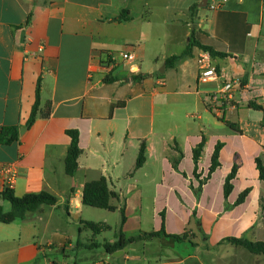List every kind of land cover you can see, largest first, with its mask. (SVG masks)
<instances>
[{"label": "crops", "instance_id": "1", "mask_svg": "<svg viewBox=\"0 0 264 264\" xmlns=\"http://www.w3.org/2000/svg\"><path fill=\"white\" fill-rule=\"evenodd\" d=\"M191 34L228 54L211 58L241 81L229 98H211L219 81H198L203 49L197 46L165 67ZM121 51L134 52V60L123 64ZM133 74L148 76L135 81ZM108 75L120 77L105 82ZM37 81L38 114L27 126ZM263 108L264 0H0V130L18 128L17 141L0 144V166L15 170L14 195L46 191L57 198L0 222V264H264V255L226 240L264 241V181L256 165V158L264 165ZM178 110L184 123H156L157 115L170 118ZM68 129L78 132L74 175L65 171ZM202 136L195 164L192 150ZM142 142L145 161L135 168ZM217 143L219 165L197 195L193 188L207 175ZM101 177L118 194L114 211L82 203L84 183ZM92 209L118 217L114 237L105 242H115L120 231L129 237L162 228L186 237L161 234L133 241L122 253L97 254L93 249L103 242L86 247L81 221L111 226Z\"/></svg>", "mask_w": 264, "mask_h": 264}, {"label": "trees", "instance_id": "2", "mask_svg": "<svg viewBox=\"0 0 264 264\" xmlns=\"http://www.w3.org/2000/svg\"><path fill=\"white\" fill-rule=\"evenodd\" d=\"M193 46H197L203 50H206L210 53L213 57H226L228 54L224 52H219L214 50L210 46L203 45L193 39V35L191 34L189 43L187 44L186 48L177 55H171L165 59V67H173L177 61L182 59L185 56L190 55L191 49ZM148 76V74H133L131 78L135 81H139L143 79L144 77ZM119 75H108L104 78L105 82L113 81L117 78H119ZM40 104V81H37L36 88H35V100L32 105L30 114L28 116V119L26 121V125L30 126L34 121L38 114V107ZM250 105V104H249ZM249 107L260 109L262 106L257 104H251ZM50 109V103L47 102L45 104L44 111L41 112V115L43 117H47L49 114ZM264 109V108H263ZM227 125L233 129L236 132H241V130L237 127L236 124L231 122H226ZM66 133L70 137V144L66 153L65 157V171L69 175H74V173L77 170V158L80 154V148L78 146V132L74 129H68L66 130ZM18 140V128L17 126H7L3 127L0 130V144H10ZM205 144V138L202 136L201 141L193 148V160L195 164L199 161L202 153H203V147ZM221 143H217L215 145L213 154L211 156V163L208 168L207 175L199 179V184L196 188H193L195 194H199L202 188V185L207 181V179L210 177L211 173L216 169V167L219 165L218 156H219V150L221 148ZM145 161V145L142 142L138 155L135 162V168L140 167L143 162ZM173 165L175 168H177V160H173ZM256 165L259 172V178L264 181V165L262 164L261 160L259 158H256ZM237 171V164L234 163L231 171L227 174L225 182H224V195L225 197L229 194L231 191L233 185H232V179L235 177ZM194 176L199 178L198 174L194 172ZM249 192V188L242 191L235 201L234 205L241 203L246 195ZM4 199L9 201L11 207L10 210L4 211L2 208V205L0 204V222L2 223H9L12 222L15 219L18 218H24L27 212L36 210L40 205L47 204V205H54L57 203V198L46 192V191H40V192H30L26 193L22 196H16L14 195L13 191L11 189H4L0 190V200ZM118 199V194L112 190L109 189L107 181L104 177H101L96 180L87 181L84 183L83 186V192H82V203L84 205L90 206V207H96V208H102L107 209L110 211H114L116 209V206L111 203V200ZM121 218L122 221L124 220V210L121 209ZM81 228H88L92 231L93 234H98L102 230L109 229V227L104 223H96L92 221H81ZM165 235L168 237L175 238L178 241H182L185 239L186 234H166L164 229L162 228L160 231L156 232H149V233H141L136 236H129L126 237L121 231L118 233L117 240L113 243L111 242H103L100 244V246L103 247L105 252L107 253H113L118 249H121L128 245L129 243L144 239V238H150L153 236H159V235ZM229 242H231L234 245H239L247 249L249 252L253 254H262L264 255V241H250L245 238H236V237H229L226 238ZM99 244H93L95 247ZM88 247V246H86Z\"/></svg>", "mask_w": 264, "mask_h": 264}, {"label": "built area", "instance_id": "3", "mask_svg": "<svg viewBox=\"0 0 264 264\" xmlns=\"http://www.w3.org/2000/svg\"><path fill=\"white\" fill-rule=\"evenodd\" d=\"M113 56V55H112ZM119 58L125 62L133 61L135 54L132 51H121L117 54ZM112 62L108 63L110 66ZM105 67L110 71V68ZM198 66V81L206 82L217 80L220 83V88L211 96L213 100H217L219 95L229 98L231 92L241 85L239 78L231 76L224 68L216 67L212 64V58L208 51L202 50L197 56ZM219 94V95H218ZM15 182V170L11 165L0 166V190L12 189Z\"/></svg>", "mask_w": 264, "mask_h": 264}, {"label": "rangeland", "instance_id": "4", "mask_svg": "<svg viewBox=\"0 0 264 264\" xmlns=\"http://www.w3.org/2000/svg\"><path fill=\"white\" fill-rule=\"evenodd\" d=\"M177 104L180 105V101H178ZM184 121L185 120L181 116V111L180 110L175 111L170 118L169 117H164V116L162 117V116H158L157 115V119H156V123L157 124L163 123L165 125L173 123V122H178V123L182 124V123H184ZM193 122H196V124H197L200 121L198 119H195ZM157 124H156V127H157ZM1 204H2V206H4V209H9V207H10V203L8 201L1 200ZM92 210H95L98 213L106 214V216H108V223L110 224L111 227L109 229L103 230L100 235L99 234L95 235V238H92V232H91L90 229H86L85 231H83L82 234H81L80 240L83 243H85V246H88V247L93 246V244H95L97 241L98 242H105V241L111 240L114 237L115 233H116L115 232L116 231L115 221H117V219H118L117 215H115V214L112 215L109 211L98 210V209H92ZM96 217H102V216L100 214H97ZM76 236H77V232L75 231V234H74L75 239H76ZM93 250L95 252H97V254H103L104 253L103 247H97V248H95ZM82 252H84V254L87 255V256L90 255V253H91V252H88V250H86V251L82 250ZM79 253L80 252L77 251V250H74V249L70 250V254L72 255V258L73 257L80 258V254ZM49 256L51 258L50 254H49Z\"/></svg>", "mask_w": 264, "mask_h": 264}, {"label": "water", "instance_id": "5", "mask_svg": "<svg viewBox=\"0 0 264 264\" xmlns=\"http://www.w3.org/2000/svg\"><path fill=\"white\" fill-rule=\"evenodd\" d=\"M122 73H126V72H122ZM23 129H25V127L23 128H20V130H19V132L20 133H23ZM124 250H127V248H124ZM123 252V250H116L115 252H113V254H115V253H122Z\"/></svg>", "mask_w": 264, "mask_h": 264}]
</instances>
